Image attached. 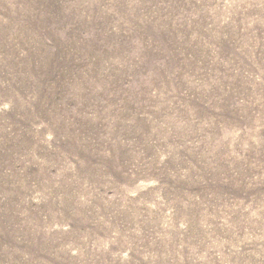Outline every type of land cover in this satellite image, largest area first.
<instances>
[{"label": "rangeland", "instance_id": "1", "mask_svg": "<svg viewBox=\"0 0 264 264\" xmlns=\"http://www.w3.org/2000/svg\"><path fill=\"white\" fill-rule=\"evenodd\" d=\"M0 264H264V0H0Z\"/></svg>", "mask_w": 264, "mask_h": 264}]
</instances>
